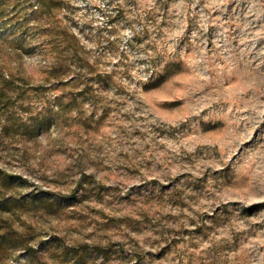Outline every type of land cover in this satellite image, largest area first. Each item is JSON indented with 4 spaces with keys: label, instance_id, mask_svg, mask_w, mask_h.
<instances>
[{
    "label": "rangeland",
    "instance_id": "374dc122",
    "mask_svg": "<svg viewBox=\"0 0 264 264\" xmlns=\"http://www.w3.org/2000/svg\"><path fill=\"white\" fill-rule=\"evenodd\" d=\"M0 264H264V0H0Z\"/></svg>",
    "mask_w": 264,
    "mask_h": 264
}]
</instances>
